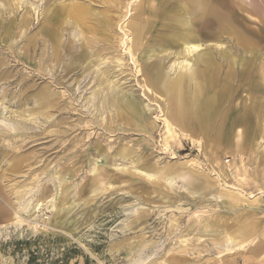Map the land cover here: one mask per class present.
<instances>
[{"label":"rangeland","instance_id":"1","mask_svg":"<svg viewBox=\"0 0 264 264\" xmlns=\"http://www.w3.org/2000/svg\"><path fill=\"white\" fill-rule=\"evenodd\" d=\"M76 3L95 26L108 9L121 20L93 34ZM142 3L0 0V264H264V0H215L237 33L219 15L193 55L167 31L132 45L121 26ZM143 9L140 26L160 24ZM208 80L226 90L203 124L191 95ZM254 100L261 125L234 126ZM237 233L249 239L226 251Z\"/></svg>","mask_w":264,"mask_h":264},{"label":"bare ground","instance_id":"2","mask_svg":"<svg viewBox=\"0 0 264 264\" xmlns=\"http://www.w3.org/2000/svg\"><path fill=\"white\" fill-rule=\"evenodd\" d=\"M141 1L143 2L141 5H142V8H144L143 9L144 13L146 12L145 15H147L149 18L152 17L154 20H159L160 24L158 22H153V21L150 22L148 20L146 22L145 27L143 25L140 26V22L143 20L142 17L144 14L141 13L142 8L139 9V7L141 6V5H139L137 7L136 12L138 10L139 11L137 14H135L134 20L129 21L130 20V18H129L127 20V22H125L121 26V29L124 31L123 33L125 34V37L129 36V35L132 37L130 39L132 45H137V44H139L140 41H142V37H143V33H144L143 31L146 30L147 28L151 29V31L154 29V33H156L155 37L157 38L156 39L157 44L167 45L168 42L169 43L171 42V41H169V40H171L170 39L171 36L170 37H168V36L163 37V36L159 35V33L161 34L165 31H167V32L173 34L175 37L179 38L184 43V45H186L185 46V52L188 55H193V54L198 53L199 47L201 45L200 39H199L200 38L199 37L200 27L206 23L207 24L210 23V21H215L217 23L221 22V18L219 17L220 11L218 10L219 7L216 5L215 0H182L181 3H178L177 0H141ZM143 4H144V7H143ZM70 15L75 19L76 23L79 26L83 25L84 27H87V29L93 34H97L98 29H100V28L113 31L115 25H117L121 20L119 14L112 13V11H110L108 9V15L106 14L105 17L102 18L100 20V22L97 23V26H95L93 19L91 17L92 14H91L90 10L86 9L84 6L77 4V3L71 7ZM140 15H142V16H140ZM124 17H126V15ZM86 19H87V21H86ZM48 22H49V24H47L48 26L45 27V29L47 31H51L52 28L53 29H56V28L59 29L61 26L60 18L55 13H51L48 16ZM87 22H90V23L92 22L94 24V26L93 25L87 26ZM159 25H160V28L162 30L155 31V28L158 27ZM123 42L124 41H122V40L120 41V43H123ZM129 53H133V51L130 48H129ZM116 60H117V62L121 61V59L118 57L116 58ZM190 62L191 61L186 59V60L182 61L180 64H178L179 72H178V78L177 79H180V77L182 76L181 73L187 67L191 66ZM173 68H174V66L171 67L170 71H172ZM169 88L172 89L171 91H173V90L178 91V92L184 91L183 84L180 81H175V82L171 83ZM251 88H252V90L257 88L256 82L253 83V86H251ZM213 90L214 89H213L212 82H211V80H208V82H206V84H203L202 86H196L194 88V90L192 91L191 96H192L194 113L203 124H205L209 120L210 115L216 110V107L220 102L218 98L222 97V94L225 93L226 88L225 87L222 88L217 93L214 92ZM256 90H258V88ZM97 96L98 95H96V94L93 95V101L96 100ZM98 98H99V96H98ZM117 100H118V98H117ZM256 102H257V100H254V101H251V103H249V105L247 104L248 107L246 106L245 111L242 114V117H238L234 120V126L235 125L236 126L242 125L244 127H247L246 129L248 131L249 128L253 127L252 124H254V123H255V126H254L255 129L258 128V125H261L260 124L261 120L258 117V114L256 113L257 109H255V107H253L254 103H256ZM125 104H126L127 108H130V112L138 121H140V122L144 121L145 113H144L143 109H140L136 104H134L133 102H131L129 100H127V102ZM119 105L122 106V101L119 103ZM123 106H124V104H123ZM164 122H165V127H166V132H165L166 139L173 138L176 133L173 130V126L171 125L170 120L167 118H164ZM237 139H240V140L243 139L240 133L238 134ZM165 143H167V142L165 141ZM211 174H210V176H211ZM247 175H248V173H247ZM241 176H243V175L241 174ZM217 178H219V177H217ZM226 186L227 185H225V187ZM235 190H237V189H235ZM225 197H228L231 201V204H233L234 206H237V205H239V203H242L243 201H245L239 197L230 195V193L229 194L226 193ZM252 202H253V199H252ZM25 204H26V202H25ZM23 209H24V207H23ZM134 222H136V221H134ZM134 222H132V223H134ZM236 235H234L233 238H231L229 240V242L224 246L226 251H233L236 248L243 246L244 243L246 242V240L249 239L248 238L249 234H246V233H237ZM190 243H191V241H190Z\"/></svg>","mask_w":264,"mask_h":264},{"label":"crops","instance_id":"3","mask_svg":"<svg viewBox=\"0 0 264 264\" xmlns=\"http://www.w3.org/2000/svg\"><path fill=\"white\" fill-rule=\"evenodd\" d=\"M221 16V15H220ZM222 17V16H221ZM223 18L224 17H222V20H223ZM221 20V21H222ZM221 23V22H220ZM223 23H224V26H222L220 29H221V33H224V34H228V35H231V33H234V34H236L237 33V31H236V26H235V28L236 29H234L233 27H231V25L230 24H225V20H223ZM233 31V32H232ZM252 40V39H251Z\"/></svg>","mask_w":264,"mask_h":264}]
</instances>
